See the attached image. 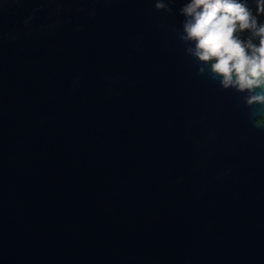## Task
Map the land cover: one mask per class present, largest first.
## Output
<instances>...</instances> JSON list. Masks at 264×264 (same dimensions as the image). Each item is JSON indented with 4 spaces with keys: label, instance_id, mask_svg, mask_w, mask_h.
Listing matches in <instances>:
<instances>
[{
    "label": "water",
    "instance_id": "95a60500",
    "mask_svg": "<svg viewBox=\"0 0 264 264\" xmlns=\"http://www.w3.org/2000/svg\"><path fill=\"white\" fill-rule=\"evenodd\" d=\"M155 2L0 0V264H264V106Z\"/></svg>",
    "mask_w": 264,
    "mask_h": 264
},
{
    "label": "clouds",
    "instance_id": "9594fccd",
    "mask_svg": "<svg viewBox=\"0 0 264 264\" xmlns=\"http://www.w3.org/2000/svg\"><path fill=\"white\" fill-rule=\"evenodd\" d=\"M173 0H156L157 10L171 12ZM188 0L180 39L186 53L224 89L246 92L245 103L264 106V0ZM264 123V118L257 121Z\"/></svg>",
    "mask_w": 264,
    "mask_h": 264
},
{
    "label": "trees",
    "instance_id": "16d2710c",
    "mask_svg": "<svg viewBox=\"0 0 264 264\" xmlns=\"http://www.w3.org/2000/svg\"><path fill=\"white\" fill-rule=\"evenodd\" d=\"M248 6H249V8L252 9L253 13H255V11H256V6H254V5H248ZM259 19H260L262 22H264V16H260ZM262 118H264V117H263V116H259V117H257V121L260 120V119H262Z\"/></svg>",
    "mask_w": 264,
    "mask_h": 264
}]
</instances>
